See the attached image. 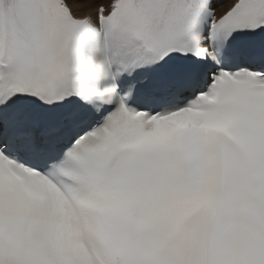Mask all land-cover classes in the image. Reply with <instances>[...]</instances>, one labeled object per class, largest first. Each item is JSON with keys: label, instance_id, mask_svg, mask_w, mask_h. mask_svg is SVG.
<instances>
[{"label": "snow or ice", "instance_id": "obj_1", "mask_svg": "<svg viewBox=\"0 0 264 264\" xmlns=\"http://www.w3.org/2000/svg\"><path fill=\"white\" fill-rule=\"evenodd\" d=\"M0 264H264V0H0Z\"/></svg>", "mask_w": 264, "mask_h": 264}]
</instances>
